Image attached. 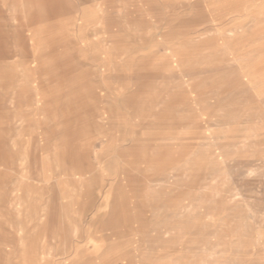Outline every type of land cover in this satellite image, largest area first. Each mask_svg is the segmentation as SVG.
I'll use <instances>...</instances> for the list:
<instances>
[{
	"label": "rangeland",
	"instance_id": "rangeland-1",
	"mask_svg": "<svg viewBox=\"0 0 264 264\" xmlns=\"http://www.w3.org/2000/svg\"><path fill=\"white\" fill-rule=\"evenodd\" d=\"M95 1L0 0V264H32L51 224L76 226L82 235L105 225L135 228L138 211L151 209L141 191L150 151L139 149L140 139L177 122L170 111L181 103L188 66L199 72L217 65L195 61L196 51L156 54L168 45L160 40L164 24L152 25L144 42L124 29L131 49L110 52L107 38L92 36L95 16L85 20L90 10L95 15ZM141 1L150 4L102 0L118 25L139 18L134 10ZM199 1L174 0L164 16L192 44L194 29L205 26L195 11ZM196 75L191 84L198 83ZM171 151L175 157L164 170L187 154L181 147ZM170 259L155 256L153 264Z\"/></svg>",
	"mask_w": 264,
	"mask_h": 264
},
{
	"label": "bare ground",
	"instance_id": "bare-ground-1",
	"mask_svg": "<svg viewBox=\"0 0 264 264\" xmlns=\"http://www.w3.org/2000/svg\"><path fill=\"white\" fill-rule=\"evenodd\" d=\"M173 1L136 2L139 18H124L118 25L111 10L96 0L95 15L90 10L85 19L95 16L92 36L107 38L110 52L131 49L124 29L144 42L152 25L164 24L160 40L168 45L154 50L156 54L168 58L176 49L196 51L195 61L217 63L199 72L188 66L181 74L187 80L179 110L170 111L177 122L168 123L165 133L140 139L139 149L150 151L141 189L150 214L138 211L135 228L105 225L88 235L76 226L51 224L40 235L41 251L34 249L37 258L30 263L135 264L146 259L153 264L155 256H165L171 258L168 264H264V0H200L195 11L205 26L192 32L194 44L165 22ZM113 31L121 34L106 33ZM196 73L198 83L191 84ZM174 147L187 154L164 170L175 157L170 153ZM112 239L117 244H108Z\"/></svg>",
	"mask_w": 264,
	"mask_h": 264
}]
</instances>
